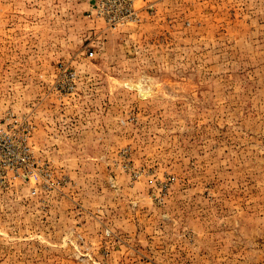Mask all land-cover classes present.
Wrapping results in <instances>:
<instances>
[{
	"label": "rangeland",
	"instance_id": "rangeland-1",
	"mask_svg": "<svg viewBox=\"0 0 264 264\" xmlns=\"http://www.w3.org/2000/svg\"><path fill=\"white\" fill-rule=\"evenodd\" d=\"M3 136L0 264H264V0H0Z\"/></svg>",
	"mask_w": 264,
	"mask_h": 264
},
{
	"label": "built area",
	"instance_id": "built-area-1",
	"mask_svg": "<svg viewBox=\"0 0 264 264\" xmlns=\"http://www.w3.org/2000/svg\"><path fill=\"white\" fill-rule=\"evenodd\" d=\"M27 156L20 157L16 151L13 141L9 137H0V162L7 167L13 168L17 164L26 163ZM32 167V165H30Z\"/></svg>",
	"mask_w": 264,
	"mask_h": 264
},
{
	"label": "bare ground",
	"instance_id": "bare-ground-1",
	"mask_svg": "<svg viewBox=\"0 0 264 264\" xmlns=\"http://www.w3.org/2000/svg\"><path fill=\"white\" fill-rule=\"evenodd\" d=\"M147 95V93H145V92H141V96L142 97H145Z\"/></svg>",
	"mask_w": 264,
	"mask_h": 264
}]
</instances>
